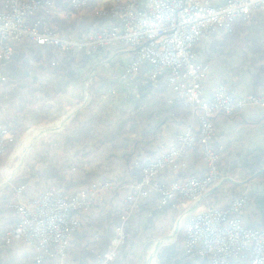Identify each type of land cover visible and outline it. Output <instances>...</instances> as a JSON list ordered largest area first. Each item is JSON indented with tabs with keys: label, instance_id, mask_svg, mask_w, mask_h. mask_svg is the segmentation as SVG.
Segmentation results:
<instances>
[{
	"label": "crops",
	"instance_id": "crops-1",
	"mask_svg": "<svg viewBox=\"0 0 264 264\" xmlns=\"http://www.w3.org/2000/svg\"><path fill=\"white\" fill-rule=\"evenodd\" d=\"M45 9L25 17V24L53 27L64 39L83 42L92 32L107 31L114 20L97 14L100 0L71 12L64 0H49ZM227 0H212L214 5ZM231 32L215 26L194 48V61L208 65L202 81L205 96L224 85L236 99L264 95V10L238 20ZM13 54L1 66L0 127L14 145L32 130L52 126L36 136L23 163L0 189V264H36L35 249L23 240L5 239L7 227L18 217L7 205L15 200L32 201L48 190L77 193L90 183L111 182L114 192L100 191L91 206L80 213L81 226L62 258L40 264H97L111 249L125 199L135 194L143 168L166 152L185 130L181 111L167 113L173 93L165 76L146 79L144 64L134 80L122 75L131 53L120 42L104 47L62 51L14 41ZM210 148L221 156L219 179L204 198L190 209L226 207L235 196L245 197L242 223L264 230V108L245 107L231 117H215ZM179 170H165L162 182L181 181L204 171L202 150L187 153ZM22 186L16 196L14 190ZM184 206L157 208V196L136 197L124 223L125 239L116 248L112 264H203L184 253V235L175 240L174 227ZM183 233V232H182ZM158 247V248H157ZM157 248V249H156ZM158 250V251H157ZM229 264H244L233 258Z\"/></svg>",
	"mask_w": 264,
	"mask_h": 264
},
{
	"label": "built area",
	"instance_id": "built-area-1",
	"mask_svg": "<svg viewBox=\"0 0 264 264\" xmlns=\"http://www.w3.org/2000/svg\"><path fill=\"white\" fill-rule=\"evenodd\" d=\"M71 12L81 11L91 0H64ZM50 5L49 0H0V83L4 82L1 66L11 59L14 41L26 39L36 46H53L62 51L82 50L120 42L131 53L122 78L134 80L141 67L151 82L165 76L173 93L167 104L188 106V123L174 144L147 164L135 184V194L128 195L119 216L111 249L99 256L97 264H112L116 248L125 239L124 223L135 206L136 197L153 192L157 208L184 206L180 215L184 235V253L197 256L203 264H229L239 258L244 264H264V230L249 228L241 221L245 197L235 196L226 207L209 206L202 212L192 211L220 176L221 156L210 148L215 117H231L252 106L264 108V95L248 94L234 98L227 88L217 85L211 96H205L202 81L208 65L194 61V46L210 31L220 27L231 32L234 22L244 21L256 11L264 10V0H227L214 5L212 0H100L97 14L114 20L110 30L92 32L79 42L57 35L53 27L38 23L28 26L25 17ZM14 139L0 127V158ZM202 150L204 171L190 174L181 181L162 182L158 176L165 170H179L187 153ZM22 186L14 190L17 196ZM111 182L90 183L77 193L48 190L32 201L15 200L7 205L18 217L5 230V239L17 237L35 249V263L47 258H62L74 233L81 226L80 213L91 206L92 196L100 191L114 192Z\"/></svg>",
	"mask_w": 264,
	"mask_h": 264
},
{
	"label": "rangeland",
	"instance_id": "rangeland-1",
	"mask_svg": "<svg viewBox=\"0 0 264 264\" xmlns=\"http://www.w3.org/2000/svg\"><path fill=\"white\" fill-rule=\"evenodd\" d=\"M188 120H189V118H188ZM188 120H187L186 123H184L185 126L187 125ZM25 137H24V139H25ZM24 139H22L20 144L14 145V150L12 152L10 151L8 154H6L3 157H1L2 160L0 161V178L2 177V175L4 174L5 171L16 169V171L14 172V174H15L17 172V170L21 167L22 164L17 168V166L19 165L18 163L20 161V156H16L15 153H16L17 149L19 148V146L22 144ZM23 158H25V154H24ZM22 163H23V159H22ZM6 175H8V173H6ZM11 177H10V179H11ZM10 179H9V181H10ZM180 230H181V235L183 236L181 227L179 228L177 234L180 232ZM177 236H175V240H176V238L179 239ZM149 249L150 248L148 246V248L146 247L145 250H144V253H143V256H142V264H148L147 256H148ZM157 254L158 253L156 252V255H155L156 257L155 258H156V263L158 264V255Z\"/></svg>",
	"mask_w": 264,
	"mask_h": 264
},
{
	"label": "bare ground",
	"instance_id": "bare-ground-1",
	"mask_svg": "<svg viewBox=\"0 0 264 264\" xmlns=\"http://www.w3.org/2000/svg\"><path fill=\"white\" fill-rule=\"evenodd\" d=\"M52 126H48V127H44V128H38V129H34L32 131H30L27 136L25 137V139L23 140L22 144L19 146V148L17 149L15 155L16 156H20V161H19V165L17 166V168L22 164V159H23V156L26 152V150L28 149L29 145L31 144L32 140L38 136L40 133L46 131V129H49L51 128ZM16 171V169H13V170H8V171H5L4 174L2 175V177L0 178V189L2 187H4L10 177L14 174V172ZM6 173H8V175H6ZM176 235V234H175Z\"/></svg>",
	"mask_w": 264,
	"mask_h": 264
},
{
	"label": "trees",
	"instance_id": "trees-1",
	"mask_svg": "<svg viewBox=\"0 0 264 264\" xmlns=\"http://www.w3.org/2000/svg\"><path fill=\"white\" fill-rule=\"evenodd\" d=\"M177 109H179L181 111V114H182V118H181L180 122L181 123H186L187 120H188V111H189L188 106H186V105H184L182 103L175 102V103H173V106L169 110H167V113H170V115H171V113L176 111ZM10 151H11V147L7 146L5 155L8 154ZM1 160L2 159L0 158V161ZM262 166H264V161H263ZM263 172H264V170L261 173H263ZM180 235H181V230L178 233L177 237L180 238Z\"/></svg>",
	"mask_w": 264,
	"mask_h": 264
},
{
	"label": "water",
	"instance_id": "water-1",
	"mask_svg": "<svg viewBox=\"0 0 264 264\" xmlns=\"http://www.w3.org/2000/svg\"><path fill=\"white\" fill-rule=\"evenodd\" d=\"M185 215H186V214H183V215H181V216L178 217V220H177V222H176V225H177V224L179 225V223L181 224V222H182V220H183V218H184ZM175 227H176V226H175ZM175 227H174L173 232L175 231V233L177 234V232H178L179 229H178V228L176 229ZM157 248H158V247H157ZM157 248H156V249H157Z\"/></svg>",
	"mask_w": 264,
	"mask_h": 264
}]
</instances>
